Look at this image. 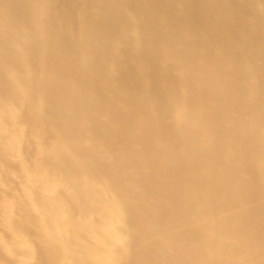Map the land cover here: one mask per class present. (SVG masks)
<instances>
[{"label": "bare ground", "instance_id": "bare-ground-1", "mask_svg": "<svg viewBox=\"0 0 264 264\" xmlns=\"http://www.w3.org/2000/svg\"><path fill=\"white\" fill-rule=\"evenodd\" d=\"M15 169L0 264H264V0H0Z\"/></svg>", "mask_w": 264, "mask_h": 264}, {"label": "rangeland", "instance_id": "rangeland-1", "mask_svg": "<svg viewBox=\"0 0 264 264\" xmlns=\"http://www.w3.org/2000/svg\"><path fill=\"white\" fill-rule=\"evenodd\" d=\"M32 165L34 167H36L37 171H41V172H46L49 170V165H47L45 163V156L43 154L42 151L39 152V150H37L36 152H32ZM23 175L22 171L19 169H15L13 172V175L10 177V179H7L5 177H2V180H0V202L2 201L1 196L4 193V196H6L5 194L9 195V197L6 196V198L10 199V195L12 196V193L9 190V188H13L15 189V192L13 193H18V191L21 190V197H23V191L25 188V183L24 180L21 179V176ZM18 211H11L9 214L10 216V220L11 221H15L17 220L16 217V213ZM28 237L31 238V235L28 234ZM9 239H11V237H9V235L5 232L4 227L2 225V222L0 223V242L1 243H10Z\"/></svg>", "mask_w": 264, "mask_h": 264}]
</instances>
